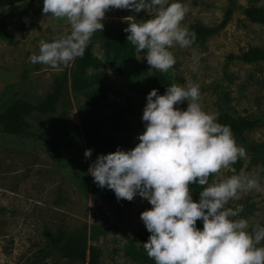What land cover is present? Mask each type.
I'll use <instances>...</instances> for the list:
<instances>
[{"label": "rangeland", "instance_id": "rangeland-1", "mask_svg": "<svg viewBox=\"0 0 264 264\" xmlns=\"http://www.w3.org/2000/svg\"><path fill=\"white\" fill-rule=\"evenodd\" d=\"M183 2L188 8L183 25L201 24L217 32L201 48L173 45L170 50L176 63L162 73L170 84L197 82L199 102L204 110L216 113L217 120L230 113L261 121L236 142L246 149V157L221 169L215 178L238 174L241 169L257 176L261 189L241 193L240 199L229 201L228 206L243 204L239 216L248 220L249 227L264 226V57L243 60L256 49L264 53V24L246 16L249 7L264 8V0ZM42 7L43 0H29L0 9V112L17 98L37 103L57 83L68 80L56 113L32 115L31 128L24 134H0V264H90L91 247L100 251V264H155L154 260H135L127 253L128 247L135 245L146 254L142 243L150 233L140 213L150 209V203L139 195L124 208L92 200L93 177L88 168L94 160L83 155L87 140L78 112L84 98L77 97L70 81L77 57L58 69L28 59L38 53L40 40L50 42L70 30L65 19L42 13ZM129 16L151 18L144 10L110 8L103 30H97L88 42L93 55L104 62L102 68L90 71L105 73V84L120 92L117 99L104 103L100 114L113 115L124 109L121 119L125 126L113 134L117 147L126 151L139 143L137 136L144 131L142 109L147 93L154 89L143 52L138 51L135 61L121 74L112 64V39L128 35L124 29L134 19L126 18ZM2 30L8 35L3 36ZM178 107L186 109L187 102ZM58 229L87 235L86 261L59 255L45 236L47 230Z\"/></svg>", "mask_w": 264, "mask_h": 264}, {"label": "clouds", "instance_id": "clouds-1", "mask_svg": "<svg viewBox=\"0 0 264 264\" xmlns=\"http://www.w3.org/2000/svg\"><path fill=\"white\" fill-rule=\"evenodd\" d=\"M110 8L150 15L141 20L126 17L134 19L124 29L127 41L145 51L148 75L152 69L166 72L176 63L173 45L187 47L195 41V32L181 23L188 11L183 0H43L42 13L65 19L70 30L50 42L40 40L38 53L29 61L58 69L83 56L92 35L103 30ZM200 95V85L193 81L172 83L163 94L150 90L139 143L127 151L117 147L98 154L88 174L99 187L113 190L117 200L139 195L150 203L151 208L140 213L150 233L142 244L155 264H264V226L249 227L239 216L243 204L228 206L241 193L260 190V180L243 169L209 179L245 158L246 149L236 143L230 126L203 109ZM184 101L186 109L178 107ZM91 154L92 149L83 153L86 159ZM190 184L202 186L198 201Z\"/></svg>", "mask_w": 264, "mask_h": 264}, {"label": "trees", "instance_id": "trees-1", "mask_svg": "<svg viewBox=\"0 0 264 264\" xmlns=\"http://www.w3.org/2000/svg\"><path fill=\"white\" fill-rule=\"evenodd\" d=\"M29 0H0V9L4 7H14ZM246 16L255 23L264 24V8L249 7L246 9ZM191 31L195 32V41L189 47L201 48L209 36L217 32V29L206 27L201 24L188 26ZM4 31V30H2ZM3 32V36L6 34ZM127 35H118L112 39L113 54L112 64L116 67L118 73H123L127 66L135 61L137 50L134 45L126 39ZM145 54V51L141 50ZM264 53L256 49L243 57L244 61H254L263 58ZM104 66V62L95 57L92 53L91 46L87 44L84 54L77 57L75 68L71 76V86L77 97H83L84 102L79 106L78 112L81 125L87 140V149H92L91 158L95 160L98 154H107L117 149V139L113 134L125 126L121 117L124 109H117L113 115H101L100 109L104 103L111 99H117L120 92L114 87L105 84L106 74L98 70ZM153 88L163 94L170 81L167 76L158 71H153L151 78ZM68 80H63L55 85L54 89L47 96L37 102H31L25 98L14 99L2 112H0V134L21 135L28 132L31 128L29 118L34 114L52 115L57 112L58 105L63 101L65 92H67ZM218 122L228 125L235 137L236 142L241 140L248 132L254 130L261 124V121L254 118L237 117L230 113L223 114ZM255 152V150L253 149ZM215 174H210L211 180ZM202 186L190 184L189 188L193 195V200L198 201L199 191ZM91 197L93 201L103 202L116 208L126 207L131 201L120 199L117 200L113 190L107 187H99L93 180L91 182ZM196 226L202 228V222L196 221ZM45 236L51 244L57 248L62 258L73 259L77 261H86L88 257L87 235L83 231L66 233L62 229L57 231L45 232ZM149 235L145 237L148 239ZM128 255L138 261L151 262L153 259L148 257L143 249L131 245L127 249ZM100 251L90 248V264H100Z\"/></svg>", "mask_w": 264, "mask_h": 264}]
</instances>
